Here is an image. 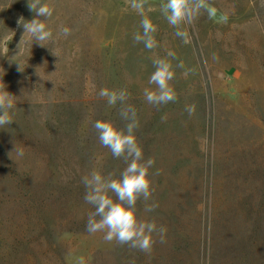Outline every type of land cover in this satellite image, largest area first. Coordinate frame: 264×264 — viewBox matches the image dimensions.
<instances>
[{
  "label": "rangeland",
  "instance_id": "374dc122",
  "mask_svg": "<svg viewBox=\"0 0 264 264\" xmlns=\"http://www.w3.org/2000/svg\"><path fill=\"white\" fill-rule=\"evenodd\" d=\"M44 2L55 9L47 22L54 42L40 47L17 24L34 17L27 0H0V84L16 97L15 122L0 128V257L32 229L28 264H264V0H208L216 16L185 25L186 44L162 17L163 0H149L153 51L134 42L141 17L125 11L127 0ZM61 26L71 35L58 36ZM169 50L178 100L157 110L143 90L153 87L152 59ZM101 88L127 90L140 121L135 135L145 159H155L149 203L159 207L145 213L138 202L137 213L167 232L150 254L86 231L94 209L81 178L125 167L92 127L125 125L120 105L98 97ZM210 176L211 204L203 196ZM7 263L26 264L21 254Z\"/></svg>",
  "mask_w": 264,
  "mask_h": 264
},
{
  "label": "clouds",
  "instance_id": "9594fccd",
  "mask_svg": "<svg viewBox=\"0 0 264 264\" xmlns=\"http://www.w3.org/2000/svg\"><path fill=\"white\" fill-rule=\"evenodd\" d=\"M127 4L128 8L125 11L130 9L141 17L139 27L142 32L137 31L134 34V42L142 43L145 49L153 51L159 47L155 39L158 26L148 15L152 11L149 0H127ZM27 8L34 13L33 19L26 21L21 16L17 21L24 29V35L27 34L32 44L35 42L40 47L53 43V31L47 22L54 14V7L44 0H27ZM159 11L168 25L176 29L175 36L181 38L185 44L188 43V32L184 26L193 24L204 13L212 19L217 12L208 0H163L159 5ZM223 19L227 22L228 17L225 16ZM71 33L72 29L61 26L58 36L67 38ZM7 44L5 42L6 49ZM168 58H175V53L169 50L165 58L154 56L152 59L154 71L148 80V84L153 87L143 90L145 101L157 110L178 100V94L172 84L176 78V71ZM177 67L183 68V62ZM183 75L187 76V71ZM5 87L4 83L0 84L2 89L0 128L10 127L15 122L12 110L16 108V97L7 92ZM97 95L106 100L109 107L120 105L119 115L125 121L123 128H117L111 121L105 120H96L92 127L98 134L101 146L109 149L113 158L123 160L125 167L118 176L112 173L105 175L93 169L81 178L85 188L84 201L94 209L88 215L86 231L90 235L102 233V238L107 243L114 242L118 246H127L150 254L157 243V238L160 243L166 242L167 232L165 226H158L155 220L141 219L137 213L138 202L143 203L145 213L153 212L159 207L156 202L149 203L153 200L155 192L150 178V169L154 166L155 159L151 157L145 159L143 148L135 135L140 127V121L135 107L127 103L129 99L127 90L101 88ZM184 110L191 117L196 112V105H186ZM161 119L164 121L167 116ZM15 151L18 157L24 154L22 149ZM77 264H86V261L80 257Z\"/></svg>",
  "mask_w": 264,
  "mask_h": 264
},
{
  "label": "trees",
  "instance_id": "16d2710c",
  "mask_svg": "<svg viewBox=\"0 0 264 264\" xmlns=\"http://www.w3.org/2000/svg\"><path fill=\"white\" fill-rule=\"evenodd\" d=\"M212 195H213L212 176H210V179H208V186H205V188L203 190V196L204 197L207 196V199H208L210 204H211V200H212ZM25 231L27 233V236H26V238H24L25 239L24 242L23 243L17 242V245H15L16 247H13V249H11L9 251V253L2 255L0 257V264H8L7 258H9V257L14 258L17 254H21L22 260L24 259L26 264L29 263V258H31V256L27 257L28 255L25 252V250L27 249V247L31 246L33 240L36 239V238H34L36 233L32 229H26ZM51 233H52V229L47 230V234H48L47 239L50 238V236H51V239L53 238L52 235H50ZM19 246H21L20 250L18 249ZM22 247H24V251H21Z\"/></svg>",
  "mask_w": 264,
  "mask_h": 264
},
{
  "label": "water",
  "instance_id": "95a60500",
  "mask_svg": "<svg viewBox=\"0 0 264 264\" xmlns=\"http://www.w3.org/2000/svg\"><path fill=\"white\" fill-rule=\"evenodd\" d=\"M13 37V34H11L7 39H5L4 40V42H3V51L5 52V51H7L10 47H9V43L12 41V38ZM5 42H7L8 44H7V49L5 48Z\"/></svg>",
  "mask_w": 264,
  "mask_h": 264
}]
</instances>
